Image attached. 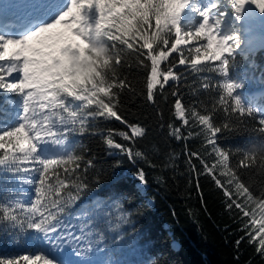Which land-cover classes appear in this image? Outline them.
Masks as SVG:
<instances>
[{"label":"snow or ice","instance_id":"obj_1","mask_svg":"<svg viewBox=\"0 0 264 264\" xmlns=\"http://www.w3.org/2000/svg\"><path fill=\"white\" fill-rule=\"evenodd\" d=\"M246 4H256L264 13V0H70V3L33 0L34 11L22 24L0 25V90H3L0 95L14 94L17 98L0 104V121H4L0 125V174L11 173L21 184L31 186L35 196L30 201L0 200V234L12 231L17 246L35 237L47 247V251L40 249L31 255L0 258V264H29L30 261L32 264L37 261L65 264L56 255L61 250L71 247L78 254L87 255L98 251L103 243L102 234L97 236L98 244L86 239L92 234L94 223L88 220L90 209L85 208L72 217L80 223L79 231L77 223L67 222L71 208L99 181V172L90 175L96 168L94 158L84 154L82 144L65 151L59 158L45 156L41 146L49 140L67 145L73 134L102 135L107 149H119L133 161L143 160L155 167L142 150L117 142V138L134 141L147 135L143 126L130 122L121 111V94L125 91L137 94L135 88L129 87L130 81L119 72L122 61L132 66L125 60L126 54L134 57L138 69L146 70V100L155 106L161 99L167 100L165 86L169 81L176 84L180 80L173 68L185 65L186 59L178 46L203 39L204 45L187 49L189 56L195 53L192 71L218 74L223 80V95L219 97L222 110L229 116L252 117L260 125L258 131L264 134V106H254L255 97L246 101L237 91L244 87L243 83L233 82L229 76L230 64H237L236 56L252 50L241 48L245 41L237 34L250 32L254 26V12L246 8ZM2 19L3 14H0ZM152 19L154 24L150 23ZM239 21L244 24L238 26ZM13 29L22 30L14 33ZM202 48L210 61L207 64L201 60ZM172 53L179 54L178 61L168 59ZM162 61H167L163 68ZM211 61H219V65ZM13 73L20 75L8 82L6 76ZM212 84L213 81L205 77L202 87L209 89ZM172 94L176 96L175 116L188 126L189 120L185 118L184 106L175 89ZM9 104L17 111H10L5 106ZM192 116L194 124L203 126V134L212 150L210 155L216 163H207L194 151H189V160H199L204 171L213 175L214 183L228 200V210L235 207L256 223V213L249 205L260 209L256 231L261 234L259 249L264 255V199L255 200L239 175L229 167L230 153L217 147L215 137L221 127L216 126L209 115L194 111ZM101 118L119 121L124 130L97 132L92 124ZM169 128L173 137L185 138L180 128L172 125ZM253 147L259 151L246 150V159L253 160L259 154L264 161V141ZM169 160L173 161L171 165L165 163L162 167H175L174 157L170 156ZM239 166L249 167L244 160L239 161ZM190 167L194 169L195 165L190 164ZM216 168L223 170L220 176L226 177V181L214 175ZM138 175L139 180L146 183L145 172L139 170ZM247 227L250 226L246 224Z\"/></svg>","mask_w":264,"mask_h":264},{"label":"trees","instance_id":"obj_2","mask_svg":"<svg viewBox=\"0 0 264 264\" xmlns=\"http://www.w3.org/2000/svg\"><path fill=\"white\" fill-rule=\"evenodd\" d=\"M150 23L154 24V19ZM246 47L252 50L246 55L236 56L237 64H230L229 76L233 82L243 83L244 87L237 91L247 101L249 97H255L251 92L264 88V44L260 37H252ZM178 48L186 59L185 65L173 68L174 75H179L180 80L176 84L169 81L165 86L167 100L161 99L155 106L146 100V70L138 69L134 57L127 54L125 60L132 66H126L124 61L119 66L120 74L130 81L129 87L135 88L137 93L131 95L125 91L121 94V111L130 122L143 126L147 135L134 141L117 138V142L142 150L155 167L143 160L133 161L119 149H107L102 135L91 133L73 134L67 145L61 144L63 151L47 155L59 158L65 151L82 144L84 154L94 158L96 163L90 175L100 173L99 181L93 183L71 208L67 222H76L72 218L76 213L90 209L88 220L94 221L90 237L98 244L97 236L103 235L99 252L106 264H264L259 238H255L260 209L249 205L256 213V223L235 207L228 210V200L214 183L213 175L204 171L199 160H189L188 157L189 151H194L207 163H216L210 155L212 150L203 134V126L193 123L192 113L209 115L213 123L221 127L215 137L217 147L230 153L229 167L239 175L255 200L260 201L264 199V161L259 154L248 160L245 152L253 151V146L264 141V134L258 131L260 125L252 117L240 118L238 114L229 116L224 112L219 104L223 80L216 73L192 71L194 53L189 56L188 47ZM173 58L178 61L179 54L172 53L168 59ZM211 63L219 65V62ZM166 64L167 61H162L161 68ZM205 77L213 81L209 89L202 87ZM173 89L184 106L188 126L175 116ZM14 96L0 95V104H4L6 99H16ZM255 98L254 106H264V96ZM5 106L12 112L16 111L10 104ZM3 123L0 121V125ZM225 123L229 125L227 128L223 127ZM169 125L180 128L185 138L173 137ZM92 128L97 132H118L124 130V125L114 119L104 121L101 118L92 124ZM189 132L191 136L187 135ZM170 156L174 157L175 167H162L165 163L171 165ZM240 160L249 167H240ZM139 170L145 172L146 183L139 180ZM221 171L216 168L214 175L226 181V177L220 176ZM26 188L31 189L28 194H25ZM5 198L34 200V190L21 184L11 173L4 172L0 174V200ZM236 198L243 199L242 196ZM246 224L250 227L245 228ZM40 243L35 237H30L26 244L17 246L13 242L12 231L0 234V258L31 255L42 249Z\"/></svg>","mask_w":264,"mask_h":264},{"label":"rangeland","instance_id":"obj_3","mask_svg":"<svg viewBox=\"0 0 264 264\" xmlns=\"http://www.w3.org/2000/svg\"><path fill=\"white\" fill-rule=\"evenodd\" d=\"M245 7L251 8L253 10L254 16H255V21H254V26H253L252 31L237 33L238 35H242L243 39L245 41V43H243L241 45L242 49L246 48L247 42L250 41L252 39V37H256V38L260 37L261 42L264 44V13H261L259 11V8L257 7L256 4H246ZM213 11H215V10H213ZM243 24H244V21L237 22L238 26L243 25ZM77 42L80 43L82 46L84 45V42L82 40H78ZM205 43H206V41H204L203 39L193 40L189 45H183L182 44V45H179V47L195 48L198 46H202ZM231 43L232 42L229 41V44H231ZM236 51L238 52L239 50L237 49ZM194 55H195V53H194ZM200 56H201L202 63L210 62L204 56L203 48L201 50ZM211 62H219V61H211ZM17 75H20V74L19 73H13L12 76H6V80L7 81L10 80V82H11L12 77L17 76ZM1 91L3 92V90H1ZM251 94L257 98L264 96V88H260L256 91H253V92H251ZM10 96L12 97L14 95L10 94L9 97ZM16 111H17V109H16ZM41 147L45 150L44 151L45 156L58 154L59 152L63 151V148H64L61 144L54 143L51 140H49V143L44 144ZM30 190H31L30 188H26L25 194H28L30 192ZM258 221L260 222V220H258ZM259 222H257V223L259 224ZM72 223H77V225H78L77 231H79V227L81 226L80 223H78V222H72ZM260 236H261V234L256 231L255 238H259V240H260ZM86 239H90L93 242V244H97L95 242L94 238L90 237V235L87 236ZM40 246L42 247L43 250L47 251L46 245L40 243ZM82 247H84V246L82 245ZM98 251L93 250L87 255H81V254H78L74 248L69 247V248H65V249L61 250L56 255L58 256L59 259L65 261V264H106L105 259L103 258L102 255L100 256V253ZM29 264H32V262L30 261ZM35 264H43V262L37 261V262H35Z\"/></svg>","mask_w":264,"mask_h":264},{"label":"bare ground","instance_id":"obj_4","mask_svg":"<svg viewBox=\"0 0 264 264\" xmlns=\"http://www.w3.org/2000/svg\"><path fill=\"white\" fill-rule=\"evenodd\" d=\"M28 9V8H27ZM1 14H5V15H8L9 17H12L13 15H10L8 11H4L2 12ZM12 22H15L12 20ZM2 24V23H1ZM254 79V78H253ZM253 81V80H252ZM100 249V248H99ZM99 252V251H98ZM100 253V252H99ZM101 256V255H100ZM104 261V260H103Z\"/></svg>","mask_w":264,"mask_h":264},{"label":"clouds","instance_id":"obj_5","mask_svg":"<svg viewBox=\"0 0 264 264\" xmlns=\"http://www.w3.org/2000/svg\"><path fill=\"white\" fill-rule=\"evenodd\" d=\"M253 151H259V150L254 148Z\"/></svg>","mask_w":264,"mask_h":264}]
</instances>
